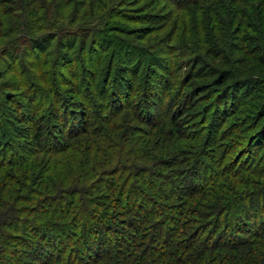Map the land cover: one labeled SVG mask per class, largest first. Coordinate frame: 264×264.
Returning a JSON list of instances; mask_svg holds the SVG:
<instances>
[{"label":"trees","instance_id":"trees-1","mask_svg":"<svg viewBox=\"0 0 264 264\" xmlns=\"http://www.w3.org/2000/svg\"><path fill=\"white\" fill-rule=\"evenodd\" d=\"M0 264H264V0H0Z\"/></svg>","mask_w":264,"mask_h":264}]
</instances>
